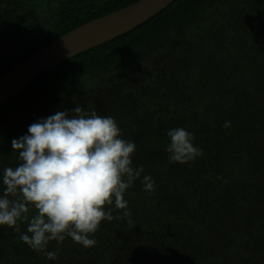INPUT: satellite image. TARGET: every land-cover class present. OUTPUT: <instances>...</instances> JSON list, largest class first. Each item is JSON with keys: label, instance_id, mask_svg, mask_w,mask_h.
<instances>
[{"label": "trees", "instance_id": "trees-1", "mask_svg": "<svg viewBox=\"0 0 264 264\" xmlns=\"http://www.w3.org/2000/svg\"><path fill=\"white\" fill-rule=\"evenodd\" d=\"M138 1L0 0V78ZM78 105L113 117L136 145L133 166L144 172L126 190L130 216L110 206L94 246L51 241L54 260L21 241L27 221L20 233L0 226V264H264V0H177L30 81L0 106V177L20 163L13 139ZM174 128L192 133L203 155L169 162Z\"/></svg>", "mask_w": 264, "mask_h": 264}, {"label": "clouds", "instance_id": "clouds-1", "mask_svg": "<svg viewBox=\"0 0 264 264\" xmlns=\"http://www.w3.org/2000/svg\"><path fill=\"white\" fill-rule=\"evenodd\" d=\"M167 135L169 162L185 164L203 155L186 129L174 128ZM12 148L20 163L4 168L0 177V226L20 233L18 222L27 221L21 241L49 260L57 259L46 251L51 241L59 246L70 237L85 248L94 246L97 241L90 237L103 221L114 219L110 206L130 216L124 197L144 166H133L136 145L122 138L113 117L96 111L89 115L79 105L71 113L57 111L31 124L26 135L13 139ZM142 184L149 194L155 191L150 175L143 176Z\"/></svg>", "mask_w": 264, "mask_h": 264}, {"label": "water", "instance_id": "water-1", "mask_svg": "<svg viewBox=\"0 0 264 264\" xmlns=\"http://www.w3.org/2000/svg\"><path fill=\"white\" fill-rule=\"evenodd\" d=\"M177 0H140L48 44L0 78V106L30 81L68 59L142 26Z\"/></svg>", "mask_w": 264, "mask_h": 264}, {"label": "rangeland", "instance_id": "rangeland-1", "mask_svg": "<svg viewBox=\"0 0 264 264\" xmlns=\"http://www.w3.org/2000/svg\"><path fill=\"white\" fill-rule=\"evenodd\" d=\"M8 255H9V253H8Z\"/></svg>", "mask_w": 264, "mask_h": 264}]
</instances>
